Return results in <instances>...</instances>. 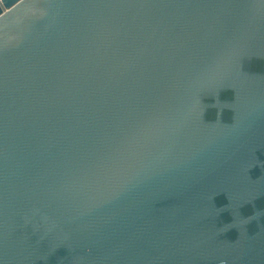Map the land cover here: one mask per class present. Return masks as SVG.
Segmentation results:
<instances>
[{
    "label": "water",
    "instance_id": "95a60500",
    "mask_svg": "<svg viewBox=\"0 0 264 264\" xmlns=\"http://www.w3.org/2000/svg\"><path fill=\"white\" fill-rule=\"evenodd\" d=\"M264 264V0H0V264Z\"/></svg>",
    "mask_w": 264,
    "mask_h": 264
},
{
    "label": "clouds",
    "instance_id": "9594fccd",
    "mask_svg": "<svg viewBox=\"0 0 264 264\" xmlns=\"http://www.w3.org/2000/svg\"><path fill=\"white\" fill-rule=\"evenodd\" d=\"M221 264H226V262L225 261H221Z\"/></svg>",
    "mask_w": 264,
    "mask_h": 264
}]
</instances>
